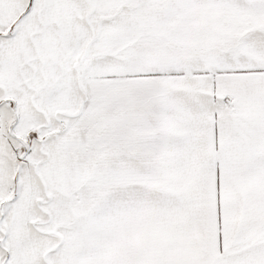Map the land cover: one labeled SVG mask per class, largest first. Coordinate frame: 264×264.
I'll use <instances>...</instances> for the list:
<instances>
[{"label": "snow or ice", "instance_id": "6c2138e0", "mask_svg": "<svg viewBox=\"0 0 264 264\" xmlns=\"http://www.w3.org/2000/svg\"><path fill=\"white\" fill-rule=\"evenodd\" d=\"M0 264H264V0H0Z\"/></svg>", "mask_w": 264, "mask_h": 264}]
</instances>
